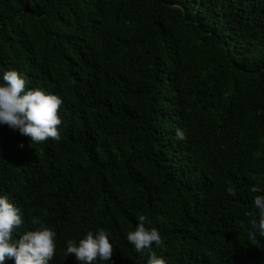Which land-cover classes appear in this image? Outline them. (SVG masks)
Masks as SVG:
<instances>
[{
    "label": "trees",
    "instance_id": "1",
    "mask_svg": "<svg viewBox=\"0 0 264 264\" xmlns=\"http://www.w3.org/2000/svg\"><path fill=\"white\" fill-rule=\"evenodd\" d=\"M13 69L63 101L59 141L0 125L14 240L39 217L49 264L100 230L114 252L94 264H264V0H0V83ZM140 215L161 235L143 254Z\"/></svg>",
    "mask_w": 264,
    "mask_h": 264
},
{
    "label": "clouds",
    "instance_id": "2",
    "mask_svg": "<svg viewBox=\"0 0 264 264\" xmlns=\"http://www.w3.org/2000/svg\"><path fill=\"white\" fill-rule=\"evenodd\" d=\"M2 79L0 125L18 130L34 143L48 139L59 141L61 138L59 126L62 123L59 109L63 103L62 99L39 88L26 90V77L14 69L6 71ZM177 137L185 138L179 129ZM260 191L259 186L251 188L252 193ZM227 192L231 196L237 195L231 186L227 188ZM254 204L259 210V220L250 221L252 231L249 235L253 238L257 231L260 236H264V195H256ZM138 221L135 230L128 232L126 238L137 253L143 254L145 250L151 249L153 243L157 246L161 244V235L157 229L146 227L145 215H140ZM31 223L38 227L14 240V231L23 224L21 210L6 196H0V264H5L8 259H14L15 264H49L53 259L56 254L55 231L39 217H33ZM66 252L69 256H74L80 264H94L97 260L111 261L114 250L106 231L100 230L96 234L88 231L78 245L74 240H68ZM147 264H166V261L151 252Z\"/></svg>",
    "mask_w": 264,
    "mask_h": 264
}]
</instances>
